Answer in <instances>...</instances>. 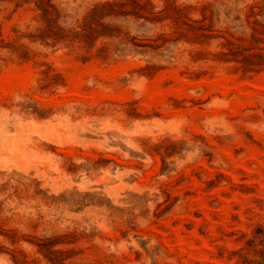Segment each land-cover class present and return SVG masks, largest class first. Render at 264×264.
I'll return each mask as SVG.
<instances>
[{
    "label": "rangeland",
    "instance_id": "obj_1",
    "mask_svg": "<svg viewBox=\"0 0 264 264\" xmlns=\"http://www.w3.org/2000/svg\"><path fill=\"white\" fill-rule=\"evenodd\" d=\"M0 264H264V0H0Z\"/></svg>",
    "mask_w": 264,
    "mask_h": 264
}]
</instances>
